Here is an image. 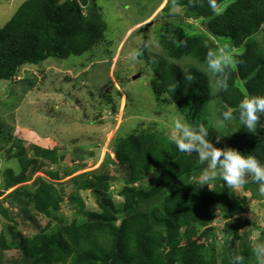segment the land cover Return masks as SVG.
Instances as JSON below:
<instances>
[{
    "label": "trees",
    "instance_id": "16d2710c",
    "mask_svg": "<svg viewBox=\"0 0 264 264\" xmlns=\"http://www.w3.org/2000/svg\"><path fill=\"white\" fill-rule=\"evenodd\" d=\"M89 1H25L0 29V81L19 84L21 80L14 78L20 76L24 66L41 70L50 59L81 56L105 42L109 29L106 18L97 0ZM174 2L188 18L201 22L202 31L187 36L184 30L174 29L175 37L170 36L171 24L165 25L160 41L162 54L152 57L158 59L152 80L154 93L158 99L166 94L188 122L207 124L210 76L194 67L186 70L181 61L192 57L205 64L210 51L237 49L232 55L234 64L228 69L229 89L219 94V110L232 109L236 119L223 131L236 133L239 139L232 143L234 149L264 160V129L260 124L264 117L252 132L238 120V105L243 98L264 94V41L258 38L264 39V0H216L215 13L208 0H170L163 10L170 11ZM223 4L227 6L220 13ZM218 135L220 132L210 129L213 144ZM0 139H10V159H15L21 169L6 170V190L24 185L39 172L38 157L55 155V151L18 142L2 129ZM113 147L99 170L67 182L73 185L70 194L63 185L58 189L44 178H39L36 190L20 186L9 194L18 208L24 199L43 216L57 221L58 226L29 238L6 226L0 235V264L14 249L22 251L27 264H233L238 255L244 257L243 264H250L251 258L259 264L249 231L239 234L240 217L250 206L247 194L254 200L264 199L258 193L259 185L250 177L240 187L242 195L219 178L211 187H198L192 183L204 165L196 153L180 152L171 139L150 127L116 140ZM111 163L127 176L121 190L125 202L120 209L108 193ZM151 169L159 174L157 185L136 188V183L150 180L154 173ZM82 190L99 196V212L90 214L80 225L68 223L67 217L57 218L65 195L72 201V195L78 196ZM3 194L0 190V197ZM6 200H0L1 212L15 223V202L11 203L13 209L6 208ZM119 213L124 215L121 224ZM218 215L225 223L222 237L213 227Z\"/></svg>",
    "mask_w": 264,
    "mask_h": 264
},
{
    "label": "rangeland",
    "instance_id": "374dc122",
    "mask_svg": "<svg viewBox=\"0 0 264 264\" xmlns=\"http://www.w3.org/2000/svg\"><path fill=\"white\" fill-rule=\"evenodd\" d=\"M25 1L0 0V29ZM169 1L97 0L109 28L105 42L81 56L50 59L42 65L41 70L24 66L20 76L16 77L17 80L21 79L19 84L0 81V129L11 134L18 142L26 141L42 149L55 151V155L38 157L39 172L30 181L6 190V170L11 168L20 172L21 169L15 159H10L13 154L9 153L12 145L10 139H0V190L4 192L0 200L8 199L4 204L6 208L13 209L17 205L10 193L20 186L35 187L36 190L39 178L49 180L58 189L63 185L65 192L70 194L73 185L67 182L71 178L99 170L112 154L116 140L133 135L137 129L150 127L171 139L175 118L190 123L168 101L166 94L158 99L152 88V80L156 76L155 62L158 61L152 57L154 53L162 54L160 41L165 36L166 24H171L170 36L176 35L174 29L184 30L187 36L202 31L201 22L188 18L182 7L176 5L174 15L163 10ZM161 4L162 7L159 6ZM226 6L223 4L219 12L222 13ZM82 7L86 12V5ZM258 38L264 41L262 36ZM224 42L228 44V41ZM131 48L140 51L138 62H130L128 52ZM220 51L232 57L233 52L238 50L229 52L225 47H220L217 53ZM181 65L186 70L194 67L209 75L206 63H200L192 57L181 61ZM239 86L242 87V84ZM221 104L219 94L211 95L209 117L212 106L219 110ZM260 124L263 130L264 119ZM219 132V142L216 140L214 145L218 148H233L232 143L239 139L236 133ZM223 132L229 135H221ZM108 170V193L117 209H120L125 202L121 190L127 176L112 163L108 165ZM156 176L154 172L150 180L138 182L134 186L157 185L159 181ZM237 192L243 194L240 188ZM72 196L70 201L71 198L65 195L57 218L67 217L68 223L80 225L90 214L99 212V196L93 191L82 190L78 196ZM247 196L250 206L240 217L239 234L249 231L251 246L256 248L264 245V199L254 200L250 194ZM13 210L15 223L3 215L0 207V235L6 226L12 227L14 233L25 238L43 230L54 231L58 226L57 221L43 216L24 199H21V207L16 206ZM118 216L121 224L124 215L119 213ZM224 224L218 215L213 227L219 237L223 235ZM6 237L10 240L9 235ZM7 254L2 264H27L19 249ZM250 264H255L254 258L250 259Z\"/></svg>",
    "mask_w": 264,
    "mask_h": 264
},
{
    "label": "clouds",
    "instance_id": "9594fccd",
    "mask_svg": "<svg viewBox=\"0 0 264 264\" xmlns=\"http://www.w3.org/2000/svg\"><path fill=\"white\" fill-rule=\"evenodd\" d=\"M208 4L215 13L218 7L216 0H208ZM159 6L162 7V4ZM175 11L176 4L174 2L170 14L174 15ZM139 56L140 51L136 48H131L128 52L130 62H138ZM233 64V58L223 51L208 53L205 67L210 75L209 88L212 96L228 91V69ZM186 78L190 80L191 76ZM261 117H264V94L244 97L238 105L239 124L252 132L260 123ZM235 119L236 116L232 109L217 110L214 105L211 108V116L207 124L186 123L181 118H175L170 135L171 142L182 153L190 155L196 153L199 162L204 165L192 184L198 187L205 185L211 187L212 183L219 178L230 190H235L247 183L250 177L259 185V195L264 197V160L253 153L244 154L234 148H218L209 139L210 129H215L218 132L227 129ZM221 135H229V133L225 132ZM219 139L218 135L217 142ZM151 171L155 170L151 169ZM254 252L259 264H264V245H258ZM243 260L244 257L235 256L233 264H243Z\"/></svg>",
    "mask_w": 264,
    "mask_h": 264
}]
</instances>
